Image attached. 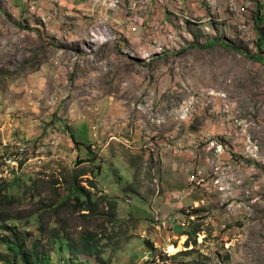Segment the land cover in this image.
Wrapping results in <instances>:
<instances>
[{
    "label": "rangeland",
    "instance_id": "374dc122",
    "mask_svg": "<svg viewBox=\"0 0 264 264\" xmlns=\"http://www.w3.org/2000/svg\"><path fill=\"white\" fill-rule=\"evenodd\" d=\"M63 1L0 0V264H264V0Z\"/></svg>",
    "mask_w": 264,
    "mask_h": 264
},
{
    "label": "clouds",
    "instance_id": "9594fccd",
    "mask_svg": "<svg viewBox=\"0 0 264 264\" xmlns=\"http://www.w3.org/2000/svg\"><path fill=\"white\" fill-rule=\"evenodd\" d=\"M86 3H91L93 5H100V4H96V3H93V2H89L87 0H84ZM100 6H104V5H100ZM112 38V36H109V37H105L103 35L102 39H99V37H97V43L104 45L105 42H107V39L110 40ZM100 44V45H101ZM49 139L51 141V144L53 147H60L62 148V152H63V155H65L68 160L70 161L71 163V158H72V155H73V150H70L69 151H66L65 149L67 148V146L70 144L71 147H74L73 143H72V137L69 136H66V134L62 133L61 131L58 132L56 130L54 131H50V134H49ZM70 147V148H71ZM27 153V152H26ZM5 156V154H4ZM71 156V157H70ZM23 159L19 158V156H15V157H10L8 155H6L4 157V161H5V166L8 167V168H5L4 171H8V175H11L13 176V180L17 177H19V175H21L22 173H24L25 171V162L22 161ZM80 163H84L85 161L82 160V158L80 157ZM18 167V169H17ZM1 168V166H0ZM99 171H101V168H99ZM2 173V171L0 170V174ZM32 175V174H30ZM38 175L39 176H43V178H39L40 181H46L49 179V173L47 171L46 168H43V170L41 172H38ZM33 176V175H32ZM103 176V175H102ZM65 181L67 183H73L74 185H77V180L76 179H72L71 181L68 179V177L65 176ZM2 188L3 186L0 185ZM78 186V185H77ZM4 189V188H3Z\"/></svg>",
    "mask_w": 264,
    "mask_h": 264
},
{
    "label": "crops",
    "instance_id": "0c3cea01",
    "mask_svg": "<svg viewBox=\"0 0 264 264\" xmlns=\"http://www.w3.org/2000/svg\"><path fill=\"white\" fill-rule=\"evenodd\" d=\"M26 1L27 0H23V4L25 7L24 11H27V12L29 11L34 18L42 17L48 20L51 19L50 15L52 11L55 10L54 9L55 5L50 2L51 0H41L40 4L34 7L31 6V9L27 5L28 2ZM63 2H65V4H67V6L69 7V10L66 12L67 15H78V16L87 17V16H90V14H92L95 11L94 5L88 2L86 3L84 0H64ZM16 9L19 15L21 12L22 6L21 7L19 6ZM110 19H113V17L111 16V18H108V20ZM80 22H83V20H80ZM70 147L71 145L69 144L65 150L69 151Z\"/></svg>",
    "mask_w": 264,
    "mask_h": 264
},
{
    "label": "built area",
    "instance_id": "2783aa9c",
    "mask_svg": "<svg viewBox=\"0 0 264 264\" xmlns=\"http://www.w3.org/2000/svg\"><path fill=\"white\" fill-rule=\"evenodd\" d=\"M89 2H93L96 4L104 5V6H109L112 8H117L122 4V0H87ZM146 2L147 4L149 3V0H142L140 2ZM140 2H135L134 6H138V3ZM252 0H229L230 3V8L233 11H237L242 15H245L249 12V7L251 5Z\"/></svg>",
    "mask_w": 264,
    "mask_h": 264
},
{
    "label": "trees",
    "instance_id": "16d2710c",
    "mask_svg": "<svg viewBox=\"0 0 264 264\" xmlns=\"http://www.w3.org/2000/svg\"><path fill=\"white\" fill-rule=\"evenodd\" d=\"M259 20L261 21V18L260 17H256V21H257V23L259 24ZM211 44V42H209L208 43V45H210ZM225 45H230V46H233L234 48H235V45H233V44H231V43H229V42H225L224 43ZM224 44H222V45H224ZM257 47H260V50H261V54H263V52H262V43H261V40H260V42L259 43H257ZM260 55V54H259ZM2 190H3V188L0 186V193L2 192ZM87 204H89L88 202H87ZM111 204V206H112V208H113V203H110ZM83 205L85 206L86 205V203H83ZM83 205H81V206H83ZM114 209V208H113ZM90 211H91V208H90ZM114 214V213H113ZM112 214V215H113ZM115 216V215H114ZM7 228V227H6ZM7 230H9V229H7ZM10 231V230H9ZM81 242H82V240H81ZM20 247V246H19ZM18 247V245L16 244V246L15 247H13L12 248V252H13V254L15 255V257H19V256H22V260L23 261H27V255H28V253L27 252H22L21 251V247L19 248ZM82 249L83 250H85V251H87L88 253H90L91 252V247H90V240H88V238L87 239H84L83 240V242H82ZM81 249V250H82ZM16 250H18V252L16 251ZM16 254H15V253ZM33 252V254H34V256L37 258L39 255H38V253L35 251V250H33L32 251Z\"/></svg>",
    "mask_w": 264,
    "mask_h": 264
},
{
    "label": "bare ground",
    "instance_id": "6f19581e",
    "mask_svg": "<svg viewBox=\"0 0 264 264\" xmlns=\"http://www.w3.org/2000/svg\"><path fill=\"white\" fill-rule=\"evenodd\" d=\"M175 249H176V248H175ZM175 249H174V248H172V249H171V251H172V252H175Z\"/></svg>",
    "mask_w": 264,
    "mask_h": 264
}]
</instances>
